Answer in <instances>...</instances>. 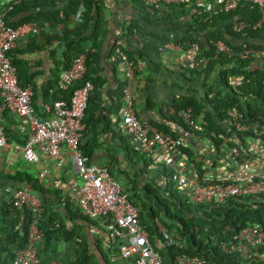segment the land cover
<instances>
[{"label": "crops", "instance_id": "crops-1", "mask_svg": "<svg viewBox=\"0 0 264 264\" xmlns=\"http://www.w3.org/2000/svg\"><path fill=\"white\" fill-rule=\"evenodd\" d=\"M9 1L0 0V5ZM24 1L27 3L25 7L16 12L14 9L9 15L10 23L22 31L11 56L22 68V81L33 83L36 114L47 117L51 113L53 97L57 95L54 93L59 91L68 42L90 36L96 19L87 33L68 35L79 25L76 16L61 19L69 0ZM100 1L105 16L102 19L106 22L100 23L96 38L88 43L101 44L90 64L94 85L89 98L91 126L86 125L81 146L91 161L107 165L130 194L136 198L149 197L148 186L151 184L159 190L165 177L154 159L146 156L121 126L122 86L127 77L121 59L115 54V40L121 37L122 48L128 56L129 52L135 53L134 60H131L135 73L130 83L137 116L165 131L177 134L186 128L179 117L164 109L165 105L184 107L177 105L184 96L202 100L207 93L218 91L221 83L216 72L209 70L207 65L194 64L193 67L183 58L186 49L180 36L191 32L195 26L192 13L173 10L180 7H165L144 17L141 14L144 0ZM130 27L133 31H129ZM263 39L264 34L259 40ZM70 90L59 92V95L67 99L66 96L72 95ZM215 116L218 118L219 114L215 113ZM0 118L9 137V143L0 147V241H5L7 225H19L24 219L25 211H8L4 203L10 202L16 188L24 185L42 199L47 212L45 219L49 222L45 227L54 231L52 238H46L49 245L45 241L42 244V264H67L84 254L91 257L88 264H135L132 258L120 257L118 241L110 237L100 221L84 213L78 205L75 193L79 176L71 152L64 146L61 157L40 153L39 161H30L14 146L25 142L20 117L2 103L1 97ZM188 138L195 152L204 148L210 155H215L205 133L190 132ZM190 158L201 166L200 156L195 154ZM34 181L42 191L34 186ZM151 217L145 213L147 221L158 223L154 236L157 249L167 254L169 264H176L177 256H171L165 245L166 237L172 234L166 223L173 221L164 213L156 215V221Z\"/></svg>", "mask_w": 264, "mask_h": 264}, {"label": "built area", "instance_id": "built-area-1", "mask_svg": "<svg viewBox=\"0 0 264 264\" xmlns=\"http://www.w3.org/2000/svg\"><path fill=\"white\" fill-rule=\"evenodd\" d=\"M22 1L10 0L0 5V97L2 103L20 117V129L25 134V142L15 144V148L21 151L25 158L36 162L40 160V153L61 157L65 146L71 152L79 176V183L76 182V201L84 213L100 221L110 237L118 241L120 257L132 258L135 264H165L161 252L150 240L149 231L141 221L140 209L130 197V193L111 174L107 165L91 161L81 146V138L86 130L85 113L94 87L91 78L77 85L87 73L90 53L88 47L60 74L59 92L64 93L73 88L70 100L63 96L54 100L50 108L51 113L47 117L36 114L33 83L21 84L18 67L13 63L11 56L22 31L10 23L9 15ZM144 3L150 13L165 7L185 4H195L207 10L220 7L224 11L236 10L245 5L257 7L262 15L260 20L250 24L244 19H236L233 22V30L236 32L249 26L257 29L264 21V0H144ZM217 46L218 52L231 50L222 40L217 42ZM200 52V44L192 42L183 52V58L193 67L204 64L206 66L209 59L202 58ZM115 54L121 59L127 77L123 87L121 126L132 142L140 147L146 156L154 159L164 177L166 174L169 180L175 181L195 204L215 206L231 199H237L244 204L264 203V111L251 115L248 105L244 103L252 100L264 108L263 98L250 93L242 97L244 104L234 105L227 112L225 119L220 118L226 131L233 134L227 136L215 131L206 134L215 155H210L204 148L196 151L202 158L199 167L182 148L191 146L188 141L190 132L197 134L205 130L204 112L197 114L193 106L177 108L165 105L167 112L179 117L189 128H183V133L177 134L143 121L135 111L130 83L135 66L123 50L119 36L115 40ZM238 55L264 67V47H247L239 51ZM239 133L246 135L245 142L237 137ZM8 143L7 129L0 118V147ZM11 203L16 210H28L31 213L27 244L17 249L12 264H42V199L32 193L29 187L21 185L14 191ZM184 243L185 240L175 234L168 235L165 240L166 246H181ZM221 248L241 260H249L247 264H252V261L258 263L264 259V222H248L235 231L227 242L222 243ZM176 264L219 263L202 255L180 252Z\"/></svg>", "mask_w": 264, "mask_h": 264}, {"label": "trees", "instance_id": "trees-1", "mask_svg": "<svg viewBox=\"0 0 264 264\" xmlns=\"http://www.w3.org/2000/svg\"><path fill=\"white\" fill-rule=\"evenodd\" d=\"M26 4V1L23 0V3L15 8V12L25 7ZM178 7L180 8H174L173 10L182 13H192L193 24H195L191 32L180 36L184 49L188 48L192 42H198L201 46L200 56L209 59L207 66L210 68L209 70H214L216 72L221 86L218 91L207 93L206 97L202 100L194 96H184L178 101L177 105L193 106L197 114L201 112L205 113L206 123L205 130L202 131L203 133L210 134L211 131H215L218 134L230 136L233 132L229 133L226 131L220 122V118L223 117L225 119L227 117V112L234 105H242L244 102L242 97L250 93L258 94L264 100V67L260 64L251 63L249 59H242L240 55H238L239 51L247 47H264V39L263 41L259 40L264 34V21L257 29H253L249 26L240 32L233 30V22L236 19H244L250 24H254L260 20L262 16L261 12L257 7L253 8L249 5L241 6L232 11H224L220 7L207 10L195 4H185ZM141 12L144 17L150 16V11L147 10L145 3L142 4ZM102 13V3L100 0H69L68 4L63 8V16L61 19L64 21L65 17L66 19H70L72 16H76L79 24L77 30L74 29L70 31L68 35L74 34L78 36L87 33L95 23L94 32L90 36L85 35L82 39H74L68 42V50L65 54L64 61L65 68L70 67L73 59L85 48L88 47L90 49L87 60V73L84 79L77 85L91 78L92 72L90 64L97 56L98 52L96 51L95 53V50L99 48L101 43L95 41L93 44L88 43L91 41L90 39L94 40L96 38L100 23L106 22L105 19H102V17L105 18ZM51 14H54V12ZM56 14L58 13L55 12L54 15ZM136 27L140 30L138 24H136ZM129 31H133V27H130ZM221 40L224 41L231 50L218 52L217 42ZM134 55V52H129L132 61L134 60ZM13 63L18 67L21 84H26L27 82L22 81V68H20L16 60H13ZM123 87L124 85L122 88ZM72 92L73 88L70 90V93ZM54 94L57 95H54L53 102L62 97L57 90ZM66 97L68 100L71 98L70 95ZM244 103L248 105L251 115H255L257 111H264V108L260 107L258 102L247 100ZM52 105H50V107H52ZM207 105H210V107L207 108ZM35 106L34 104V107ZM89 106L90 101L84 118V122L87 126H91ZM215 113L219 114L218 118H216ZM237 137L243 142L246 141V135L242 133H239ZM194 150L195 149L191 146H184L182 148V151L187 153L189 157H195L196 152ZM165 177L167 178L161 186L162 191L160 190V186H158L160 188H158L159 190H155V187L153 188L150 184L148 186L151 194L149 197L136 198L133 194H130V197L140 209L141 221L148 229L150 240L154 247L157 249L154 236L158 230V223L147 221L145 219V213L151 215V218L154 220L156 215H163L164 213L173 221L167 222L166 227L172 234L178 235L186 240L184 245L168 246V250L174 258H176L175 256L180 252H188L189 254H198L214 259L219 264H247L249 260H241L236 255L224 251L221 245L227 242L235 231L244 227L248 222L256 220L264 222V203L244 204L237 199H231L221 205L211 206L209 204H197L198 206L193 208L190 204H184L180 197L177 200L171 190V183L175 184V181L169 180L166 174ZM34 186L39 188V191H42V187L35 183V181ZM175 186L178 193L189 197L187 194H184L177 185ZM170 198L172 200H177V202H175L176 204ZM153 202L155 204H153ZM4 203L7 205L8 211L9 209H15L11 201ZM45 210L44 208L40 227L44 232L43 245L45 241L48 246L49 242L48 240L46 242V238H52L54 236V231L46 229L45 227L49 224L45 219L47 214ZM30 218V211L25 210L24 219L20 221L19 225H7V228L4 229L7 235L4 242L0 241V264H12L17 249L26 246ZM195 229L200 231V235L196 233ZM42 248L43 246L40 247V254L42 253ZM161 254L165 264H169L167 254L162 251ZM90 261V255L84 254L77 260L67 264H88ZM252 264H264V259L259 260L258 263L252 261Z\"/></svg>", "mask_w": 264, "mask_h": 264}, {"label": "rangeland", "instance_id": "rangeland-1", "mask_svg": "<svg viewBox=\"0 0 264 264\" xmlns=\"http://www.w3.org/2000/svg\"><path fill=\"white\" fill-rule=\"evenodd\" d=\"M171 190L173 191V194L175 195V197L177 198V200L179 199V197L181 198V200L183 201V203L184 204H190L193 208H196L198 205L197 204H195V203H193L192 201H191V199L189 198V197H187V196H184L183 194H180V193H178V191L176 190V186L175 185H177L176 183L175 184H173V183H171ZM171 199V198H170ZM172 200V199H171ZM177 200H172V201H174V203L175 202H177ZM153 204H155L154 202H153ZM176 204V203H175ZM156 208V207H155ZM157 209V208H156ZM174 212V211H173ZM174 214H176V213H174ZM195 231H196V233L198 234V235H200V231H198V229H195Z\"/></svg>", "mask_w": 264, "mask_h": 264}]
</instances>
